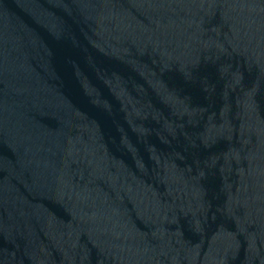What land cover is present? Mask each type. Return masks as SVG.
<instances>
[{
  "label": "water",
  "instance_id": "water-1",
  "mask_svg": "<svg viewBox=\"0 0 264 264\" xmlns=\"http://www.w3.org/2000/svg\"><path fill=\"white\" fill-rule=\"evenodd\" d=\"M0 264H264V0H0Z\"/></svg>",
  "mask_w": 264,
  "mask_h": 264
}]
</instances>
